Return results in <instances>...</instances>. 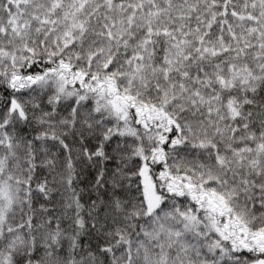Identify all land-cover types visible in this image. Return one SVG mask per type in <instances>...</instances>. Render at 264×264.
<instances>
[{
	"label": "snow or ice",
	"instance_id": "1",
	"mask_svg": "<svg viewBox=\"0 0 264 264\" xmlns=\"http://www.w3.org/2000/svg\"><path fill=\"white\" fill-rule=\"evenodd\" d=\"M0 264H264V0H0Z\"/></svg>",
	"mask_w": 264,
	"mask_h": 264
}]
</instances>
